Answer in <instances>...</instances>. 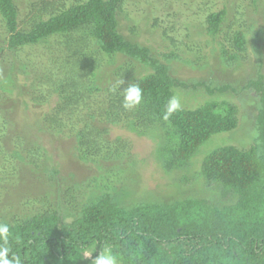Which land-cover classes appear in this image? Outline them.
<instances>
[{
  "label": "trees",
  "instance_id": "1",
  "mask_svg": "<svg viewBox=\"0 0 264 264\" xmlns=\"http://www.w3.org/2000/svg\"><path fill=\"white\" fill-rule=\"evenodd\" d=\"M240 1L258 8L261 0ZM126 2L41 0L30 3L22 17L19 0H0L6 33L0 58L6 52L11 56L7 66L0 62V198L19 195V206L31 208L21 216L0 217L10 229L7 245L0 240V246L8 247L9 256H18L22 264L90 263L102 248L118 264H264V75L257 69L241 89L254 92L256 103L250 102L258 110L249 146L213 150L192 175L200 149L216 135L236 131L239 113L235 106L225 113V102L211 100L180 106L164 120L168 101L178 99V89L203 86L210 95L239 89L213 88V81L189 86L175 78L170 61L182 59L176 51L156 55L121 33L119 15ZM205 13L202 26L212 44L219 45L223 64L239 63L248 47L243 26L234 29L227 23L225 7ZM151 20L163 39L177 43L174 27L164 28L158 17ZM40 49H45L40 60H25V51ZM106 56L108 66L123 59L125 63L109 75ZM19 75L24 76L23 85ZM129 83L138 84L144 95L132 110L123 107L122 91ZM16 93L26 98L25 108L33 105L46 112L35 122H17L10 105ZM112 128L156 141L154 157L168 179V190L178 188L176 195L135 196L127 188L115 189L86 193L77 208H70V193L79 185L67 189L63 195L68 197L58 190L55 204L30 189L25 171L48 175L58 187L63 180L43 134L71 140L81 162L100 168L101 161H123L129 154L126 140H111ZM201 183L202 190L185 192L184 186L199 188ZM89 250L94 256L84 258Z\"/></svg>",
  "mask_w": 264,
  "mask_h": 264
},
{
  "label": "rangeland",
  "instance_id": "2",
  "mask_svg": "<svg viewBox=\"0 0 264 264\" xmlns=\"http://www.w3.org/2000/svg\"><path fill=\"white\" fill-rule=\"evenodd\" d=\"M40 1L19 0L23 4L21 5L22 17H25L29 11L30 3L38 4ZM259 4V7L255 8L240 0H127L124 12L119 15L120 31L127 40L150 47L156 55L176 51V54L182 57L180 60L170 61L174 77L179 81L186 82L189 86L193 82L210 83L213 81V88L230 85L239 89L237 92L215 90L213 95H210L203 86L197 87L196 91L177 90L180 106L197 107L206 101L215 100L226 103L225 113L231 106L237 107L239 113L240 124L236 131L216 135L200 149L193 161L192 175L200 170L204 158L213 150L225 145H234L239 148L248 147L252 141L250 129L257 117L258 110L254 104L256 101H253L254 92H243L241 89L247 80L255 76L257 69L264 75V0H261ZM207 7L212 9L214 7L217 11L224 7L227 8V23L233 24L234 29H237L239 25L243 26L248 36V47L245 52L241 53L242 59L239 63L232 66L223 64L219 45L212 44L210 37L206 34L205 27L202 26L205 20V10L209 9ZM152 17L160 18L164 23H162L164 28H175L177 33L173 34L176 36L177 43L173 44L162 38L160 31L153 28ZM133 28L135 33L131 32ZM258 32H262L258 35L259 37H257ZM187 33H191L190 38L186 36ZM5 39V28L0 23V46L4 44ZM44 50L25 51L23 56L25 60L28 59V56L40 60ZM6 55H3V60L0 58V62L5 66L8 65L11 58L7 52ZM105 58L107 61L105 71H108L109 75L112 73L113 67L117 68L125 63L123 59L108 66L110 59L108 56ZM19 79L22 80L21 84L23 85L24 76L19 75ZM25 99V97L18 96L17 93L11 99L10 105L14 107L15 119L22 123L32 120L35 122L46 112V109L33 105L25 108L22 105ZM250 101L254 103L251 104ZM118 136L128 142L129 154L123 161H101V166L98 168L95 164H84L78 159L71 140L43 134V141L50 147L54 165L59 167L60 177L63 180L61 186L58 187L56 181L50 180L48 175L43 173L37 175L31 171H25L28 186L35 194H40L39 196L48 195L55 204L58 190L63 195L67 189L79 185L80 189L77 188L75 192L72 190L70 193L69 200L72 204H69L70 208H77L76 205L86 199L85 194L90 195L92 192L98 195L103 192H113L115 189L125 190L127 188V190L135 192V196H141L145 192L161 196L178 193V188L172 191L168 190L170 188L168 179L154 157L156 141L153 138L139 137L124 129L112 128L111 140ZM120 169L123 172L120 173ZM184 187H186V191H183L190 194L193 190H202V183L199 188L196 185ZM72 196H75V200L71 198ZM19 201V195L15 199L13 197L2 198L0 200V217L10 214L21 216L30 213L31 208L24 209L25 207L19 206ZM64 208L69 209L67 206ZM85 253L91 256L88 258L94 256L92 250ZM82 264H92V262L84 261Z\"/></svg>",
  "mask_w": 264,
  "mask_h": 264
},
{
  "label": "clouds",
  "instance_id": "3",
  "mask_svg": "<svg viewBox=\"0 0 264 264\" xmlns=\"http://www.w3.org/2000/svg\"><path fill=\"white\" fill-rule=\"evenodd\" d=\"M121 85L124 81L120 82ZM123 95V107L126 110H132L140 106L144 100L143 90L138 84L129 83L122 91ZM180 107L179 101L176 97L171 98L168 101L166 112L163 116L164 120H168L169 117ZM9 226L5 223H0V240L7 245L9 237ZM84 258L91 257L87 253L84 254ZM0 264H22V261L18 256H9V248L6 246H0ZM92 264H118L117 257L107 248H102L100 254L92 260Z\"/></svg>",
  "mask_w": 264,
  "mask_h": 264
}]
</instances>
